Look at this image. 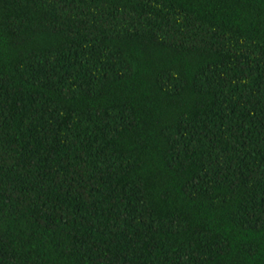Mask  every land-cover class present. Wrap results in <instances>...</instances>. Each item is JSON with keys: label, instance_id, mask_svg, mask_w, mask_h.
<instances>
[{"label": "trees", "instance_id": "obj_1", "mask_svg": "<svg viewBox=\"0 0 264 264\" xmlns=\"http://www.w3.org/2000/svg\"><path fill=\"white\" fill-rule=\"evenodd\" d=\"M0 264H264V0H0Z\"/></svg>", "mask_w": 264, "mask_h": 264}]
</instances>
